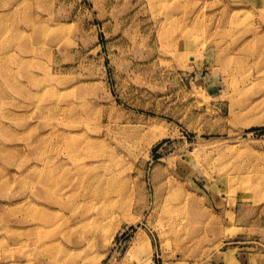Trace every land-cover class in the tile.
<instances>
[{"label": "rangeland", "instance_id": "rangeland-1", "mask_svg": "<svg viewBox=\"0 0 264 264\" xmlns=\"http://www.w3.org/2000/svg\"><path fill=\"white\" fill-rule=\"evenodd\" d=\"M0 264H264V0H0Z\"/></svg>", "mask_w": 264, "mask_h": 264}, {"label": "bare ground", "instance_id": "bare-ground-1", "mask_svg": "<svg viewBox=\"0 0 264 264\" xmlns=\"http://www.w3.org/2000/svg\"><path fill=\"white\" fill-rule=\"evenodd\" d=\"M38 30H40V28H38ZM37 32V31H36ZM94 145H96L94 142H92V141H90V140H87V142H86V146H87V148L89 149V150H92L91 149V146H94ZM97 156V155H96ZM98 156H99V154H98Z\"/></svg>", "mask_w": 264, "mask_h": 264}]
</instances>
